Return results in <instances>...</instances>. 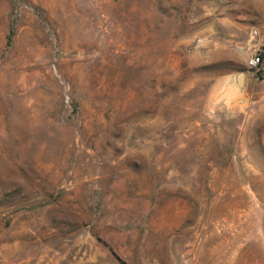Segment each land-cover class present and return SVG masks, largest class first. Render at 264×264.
I'll use <instances>...</instances> for the list:
<instances>
[{
    "label": "rangeland",
    "instance_id": "rangeland-1",
    "mask_svg": "<svg viewBox=\"0 0 264 264\" xmlns=\"http://www.w3.org/2000/svg\"><path fill=\"white\" fill-rule=\"evenodd\" d=\"M0 264H264V0H0Z\"/></svg>",
    "mask_w": 264,
    "mask_h": 264
},
{
    "label": "built area",
    "instance_id": "built-area-1",
    "mask_svg": "<svg viewBox=\"0 0 264 264\" xmlns=\"http://www.w3.org/2000/svg\"><path fill=\"white\" fill-rule=\"evenodd\" d=\"M260 62H261V55L257 54L256 56L250 59V66L257 67Z\"/></svg>",
    "mask_w": 264,
    "mask_h": 264
},
{
    "label": "trees",
    "instance_id": "trees-1",
    "mask_svg": "<svg viewBox=\"0 0 264 264\" xmlns=\"http://www.w3.org/2000/svg\"><path fill=\"white\" fill-rule=\"evenodd\" d=\"M260 76H261V73H260Z\"/></svg>",
    "mask_w": 264,
    "mask_h": 264
}]
</instances>
